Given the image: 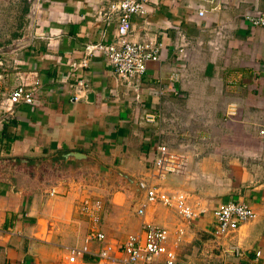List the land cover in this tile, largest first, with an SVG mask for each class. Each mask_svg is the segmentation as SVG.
Listing matches in <instances>:
<instances>
[{"label":"crops","instance_id":"1","mask_svg":"<svg viewBox=\"0 0 264 264\" xmlns=\"http://www.w3.org/2000/svg\"><path fill=\"white\" fill-rule=\"evenodd\" d=\"M113 1L0 0V90L30 73L40 83L31 105H19L0 128V264H67L66 248L80 245L88 229L78 211L85 196L101 200V230L115 246L148 221L170 231L174 264H254L255 251L262 255L255 264H264V27L243 20L262 0H144L146 13L130 18L128 38L161 50L136 90L118 84L96 48L116 42ZM215 28L217 50L207 44ZM180 34L189 46L178 57ZM87 51V68H74ZM76 78L87 88L70 102ZM169 112L176 139L163 142L187 164L162 184L184 192L198 213L178 242L171 209L156 204L135 214L154 143L144 116ZM68 153L94 164L66 160ZM228 201L249 205L255 218L219 236L211 211ZM231 247L241 256L231 257Z\"/></svg>","mask_w":264,"mask_h":264},{"label":"built area","instance_id":"2","mask_svg":"<svg viewBox=\"0 0 264 264\" xmlns=\"http://www.w3.org/2000/svg\"><path fill=\"white\" fill-rule=\"evenodd\" d=\"M107 11L116 16L117 39L114 44L96 48L103 51L118 84L136 90L138 81L145 72L146 64L158 59L161 44L149 41L137 43L128 38L130 18L146 13L144 0H116L108 4ZM196 14L200 18L204 15V10H199ZM243 20L251 27H264V0L256 13L244 14ZM213 35V40L208 41L207 44L213 50H217L218 42L222 39L220 29L215 28ZM178 41L179 57L189 43L181 34L178 36ZM90 56V51H87L74 68H87ZM25 78L28 80L26 83L0 90V128L12 118L19 105H31L35 93L40 89L37 74L30 73ZM172 79H177L176 74H172ZM69 88L75 91L70 102H77L87 86L82 78H76L69 84ZM154 117L156 121L160 118L159 115H145L144 121L153 123ZM148 162L150 166L145 172V177L137 182V187L143 192L144 203L136 209L135 214L143 217L145 208L156 204L171 209L180 225L174 229V242H178L184 234L183 228L195 220L198 213L190 206L188 196L184 192L170 190L162 182L167 176L182 174L187 164L186 157L170 151L164 142L156 137ZM54 194V190L47 193L50 197ZM78 211L85 217L88 229L80 245L66 248L67 264H76L84 257H91L102 264H174V252L167 247L170 236L168 229L143 221L139 234L127 235L121 244L115 246L106 239L101 230L103 213L101 200L85 196L80 201ZM211 215L219 236H227L235 232L240 224L255 218V213L249 205L237 201L217 204ZM227 252L233 258L241 256L237 248L231 247ZM261 257V252L255 251L251 262L255 264Z\"/></svg>","mask_w":264,"mask_h":264},{"label":"rangeland","instance_id":"3","mask_svg":"<svg viewBox=\"0 0 264 264\" xmlns=\"http://www.w3.org/2000/svg\"><path fill=\"white\" fill-rule=\"evenodd\" d=\"M175 118H176V116L173 115L171 112L163 115V118H158L157 121H156V117H154V122L149 123L150 124L149 127L152 129V132H151L152 137L153 138L158 137V139H160L161 141L167 140V141L173 143V141H175V139H176V134L172 131V127L176 121ZM186 122L188 123L187 119H186ZM11 171H12L11 167L8 166V168L6 170H4V174L11 173ZM72 172L76 173V171H72ZM82 173L84 175H87L90 172L88 170H86L85 172H82ZM47 175H48V173H47ZM105 183H108V181L105 180ZM102 201H103V199H102ZM258 264H261V263L259 262Z\"/></svg>","mask_w":264,"mask_h":264},{"label":"water","instance_id":"4","mask_svg":"<svg viewBox=\"0 0 264 264\" xmlns=\"http://www.w3.org/2000/svg\"><path fill=\"white\" fill-rule=\"evenodd\" d=\"M88 97V96H87ZM64 159L66 160H70V161H75V162H78V163H86V164H91L93 165V161L87 157H85L84 155H81L79 153H68L66 155L63 156ZM96 167L101 171V172H104L105 169L96 165ZM208 239L210 240H213L212 237H208Z\"/></svg>","mask_w":264,"mask_h":264}]
</instances>
